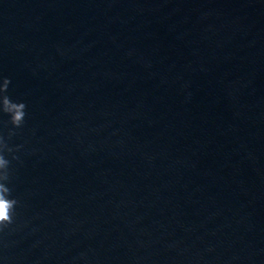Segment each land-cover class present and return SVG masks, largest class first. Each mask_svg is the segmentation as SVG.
I'll use <instances>...</instances> for the list:
<instances>
[{"label": "water", "instance_id": "water-1", "mask_svg": "<svg viewBox=\"0 0 264 264\" xmlns=\"http://www.w3.org/2000/svg\"><path fill=\"white\" fill-rule=\"evenodd\" d=\"M5 77L0 264H264V0H0Z\"/></svg>", "mask_w": 264, "mask_h": 264}, {"label": "clouds", "instance_id": "clouds-1", "mask_svg": "<svg viewBox=\"0 0 264 264\" xmlns=\"http://www.w3.org/2000/svg\"><path fill=\"white\" fill-rule=\"evenodd\" d=\"M11 81L9 78H3L0 84V113L9 116V122L15 128H20L26 116V104L24 102L13 101L7 95ZM12 135V133H10ZM13 149L8 146L3 137H0V228L13 222V216L18 201L11 197V189L6 186L10 181V160L5 153H12ZM12 159H18L12 156Z\"/></svg>", "mask_w": 264, "mask_h": 264}]
</instances>
